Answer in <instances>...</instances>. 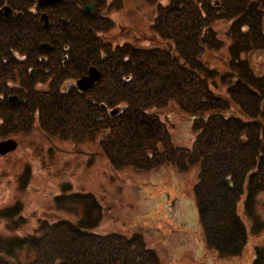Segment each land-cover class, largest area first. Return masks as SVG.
<instances>
[{
  "label": "trees",
  "instance_id": "obj_1",
  "mask_svg": "<svg viewBox=\"0 0 264 264\" xmlns=\"http://www.w3.org/2000/svg\"><path fill=\"white\" fill-rule=\"evenodd\" d=\"M30 1L7 2L14 10L24 8L22 15L15 16L20 18L15 24L16 36L9 40L6 32L1 31L4 48L0 50V79L1 69L6 68L8 48L21 53L25 36L33 34L35 54H39L38 44L47 41L41 31L18 32L24 25L21 17H30L28 7H25ZM92 1L95 11L82 13V6ZM207 1L168 0L166 6L156 5L151 29L161 39L171 41L174 50L168 48V52L158 47L142 48L132 44L129 47L111 46L106 37L95 35V31L103 32L112 26L109 18L96 11L101 9L104 0L65 1L67 14L63 16L75 28H85L84 42L78 45L76 55L74 50L69 57L66 55L63 68L59 67L63 61L57 59L58 69L64 72L69 68L72 74L69 77H78L93 65L100 71V78L82 92L71 84L64 91L60 86L61 107L57 112L50 107L46 91L31 89V94L41 99L39 102L47 112L38 109L37 122L44 130L42 124H50L53 135L75 136L72 127L79 126L80 120L73 117L83 114L84 130L99 135V150L112 167L151 169L170 161L176 169L183 170L187 165H196L192 194L204 248L208 253L215 251L218 256H232L241 252L247 232L255 234L264 228L263 220L253 213L254 198L264 193V76L240 57L251 46L264 49L261 28L264 0H219L223 8L212 9L211 13L204 6ZM223 17L230 23V67L219 72L204 67L202 53L204 47H219L208 22ZM32 21L39 25L34 17ZM2 26H5L4 22ZM65 30L70 32L68 27ZM65 38L67 41L63 43L71 51L74 41ZM81 49L82 53L78 52ZM11 61L18 63L12 56ZM31 63L21 65V77L33 76L26 68ZM202 69L203 77L197 74ZM216 76L219 80L213 88H219L223 94L209 85L208 79L212 81ZM220 84L225 85V89H221ZM6 88V82L0 80V89ZM168 102L193 115V136L188 148L171 143L166 115L162 112ZM30 106L26 104L27 108ZM33 107L36 108V103ZM8 108L7 122L18 124L15 106ZM230 108L233 115L220 114ZM113 109L116 111L110 112ZM71 112L73 115H67L63 123L62 115ZM3 127L0 135L23 130L18 125L4 130L8 127L6 122ZM173 149L177 154H173ZM63 189L64 185V192ZM240 198L248 226L238 213ZM60 199H79L82 215L74 221L63 217L51 222L43 220L34 232L23 235L0 234V264H9L6 256H11L20 247L34 253L28 264H161L140 233L126 236L116 231L96 233L93 230L103 210L97 195L88 191L76 192L57 197V203ZM19 208L18 201L0 207V216H12ZM253 248L255 256L250 264H264V242L254 244Z\"/></svg>",
  "mask_w": 264,
  "mask_h": 264
},
{
  "label": "rangeland",
  "instance_id": "obj_2",
  "mask_svg": "<svg viewBox=\"0 0 264 264\" xmlns=\"http://www.w3.org/2000/svg\"><path fill=\"white\" fill-rule=\"evenodd\" d=\"M157 4L166 6L168 0H122L120 8L108 14L115 26L102 35L110 38L111 45L129 47L132 43H138L141 46H158L168 52V47L172 46L171 41L161 39L151 29ZM204 6L208 7L206 9L210 13L212 9L219 11L223 8L219 0H208ZM40 9L36 10L39 12ZM262 18L264 34V14ZM37 21L39 25L34 31L45 34L48 27L39 19ZM229 24L225 17L213 18L208 22L209 28L219 41V47L203 48L202 59L205 60V68L225 72L228 66L230 67ZM61 26L54 22L51 27ZM63 27H68L72 33V37L66 35L64 40L67 41L65 37H69L74 41L72 46L76 55L78 45L84 42L85 28H75L72 23H66ZM23 30L24 26L18 32L22 34ZM29 31L31 33L30 29ZM74 35L77 38H74ZM38 48H42L40 43ZM245 50L240 57L264 76V49L251 46ZM78 52L82 53V49ZM197 74L203 77L204 69L197 71ZM218 80V76L212 81L208 79L209 85L213 88V85L218 84ZM220 88L225 89V85L220 84ZM213 89L223 94L219 88ZM43 90L47 93L50 107L57 112V108L61 107L60 94L50 86ZM39 100L41 99L37 97L36 115L38 109L47 113ZM0 104L5 107L12 106L9 99L0 101ZM173 105V102L166 105L167 132L172 145L188 148L193 136V115ZM220 114L233 115V110L230 108ZM67 115L72 116L73 112L62 115L63 123L67 120ZM73 118L80 120L79 126L72 127L76 135L71 136L74 137L53 135L50 132L53 129L50 124H42L45 130L40 125L28 130L35 121L32 118H26L17 124L18 128L23 129L20 132L22 134L7 136L14 139L15 146L12 150H7L10 145L4 144L7 153L0 154V207L18 201L20 208L14 210L11 217H0V234L34 232L39 222H51L58 217L78 219L82 215L79 199H60L58 204L56 198L68 194L66 192L81 189L100 195L98 201L103 210L97 226L93 228L96 233L116 231L120 235L129 236L138 232L145 243L154 249L161 264L251 263L255 256L253 245L264 242V228L255 234L247 232L246 242L237 255L218 256L213 250H210L211 253L206 252L208 249L203 245L196 202L192 194V184L196 181V165L190 164L185 166V169L178 170L168 161L153 169H134L129 166L113 168L99 150L96 133L84 130L83 114ZM14 125L16 124L13 123ZM173 152L177 154L175 149ZM238 213L248 226L249 220L247 215L243 214L241 198L238 202ZM253 213L264 223V193H259L254 198ZM33 255L31 249L20 247L15 249L11 256L6 257L10 261L9 264H28Z\"/></svg>",
  "mask_w": 264,
  "mask_h": 264
},
{
  "label": "flooded vegetation",
  "instance_id": "obj_3",
  "mask_svg": "<svg viewBox=\"0 0 264 264\" xmlns=\"http://www.w3.org/2000/svg\"><path fill=\"white\" fill-rule=\"evenodd\" d=\"M67 0H62L58 2H54L51 4H48L46 6H43L40 9V6H37L36 0H31L29 4L25 7L27 8V12L29 13L30 17L22 18L25 30H35L37 26L32 21V17L35 18L37 21L38 16L41 12H44L46 14V19L50 23L49 27L45 30V38L49 41V47L46 50H41V53L35 54V35H29L25 36V42L22 46V52L19 53L16 49L8 48L9 55L6 52V68L1 69V75L2 78L0 80H4L5 82H9L7 87H11L12 89H15L14 95L17 97V99L14 102L15 106V112L16 116H18L17 123L21 121H25L26 118H28V115H32L31 117L35 119L33 125L39 124L36 122L37 116L36 111L37 109L33 107V105L37 102V97H34L31 94V89L34 91H39L38 89H44L47 86H50L52 89L59 91L58 88L61 86L62 91L66 90L68 87L67 85L71 84L72 87L74 86L73 79L76 77H69L72 76L70 73L69 68H67V71L60 72L58 69L57 63L59 62L58 56L62 53H67L68 55L73 51V48L71 51H69V47L64 44V36H71L72 33L67 32L65 30L66 27H51L56 20H59L61 24L68 23V20L66 17L63 16V14H67V3L65 2ZM8 0H0V8L6 7L10 15L7 16L3 13V10L0 11V38L1 37V31H5L7 34V37H9V40H12L16 36V27L15 24L19 21L20 18H16L17 15H22V8L21 10H14L12 9L8 4ZM121 0H119V4L117 6H109L106 0H104V4L101 7V9H96L99 15L105 16L110 14L113 10H117L116 8L120 5ZM59 4V5H58ZM85 5V4H84ZM84 5L81 8V11L83 12ZM59 7L62 10V13L59 14ZM92 10L89 12V14H92L95 11V4H93V1L91 2ZM36 9H40L39 12ZM5 23V26H2V23ZM38 22V21H37ZM114 27V26H113ZM50 28V29H49ZM99 34V37L101 36L100 31H95V35ZM119 34H121V31H119ZM62 40V42H61ZM61 42V44H59ZM2 41L0 40V50L4 48V46L1 44ZM11 46V45H10ZM59 48H61V52L59 53ZM11 56L14 57L16 60H18V63H13L11 61ZM32 61L31 64H28L26 66L27 69H29L30 74L33 75L31 77L26 76H20V72L23 71L22 64L25 62ZM66 61V60H65ZM64 62L59 63V67L63 68ZM17 82V85L15 84ZM61 82V84H60ZM9 87V88H10ZM6 89H0V101L3 102L7 96L5 93ZM26 104H30L31 106L29 108L26 107ZM9 108L5 106H0V118L2 120H6L7 116L6 114L9 112ZM13 126L11 124L9 127ZM8 136V135H7ZM7 136H3V138H6ZM2 138V137H0Z\"/></svg>",
  "mask_w": 264,
  "mask_h": 264
},
{
  "label": "water",
  "instance_id": "obj_4",
  "mask_svg": "<svg viewBox=\"0 0 264 264\" xmlns=\"http://www.w3.org/2000/svg\"><path fill=\"white\" fill-rule=\"evenodd\" d=\"M36 1H37V5L38 6H44V5H47L49 3H54V2L61 1V0H36ZM90 7H91L90 4L89 5H85L83 10L85 12H90ZM1 10H3V13L5 15H7V16L10 15L9 10L6 7H2L0 9V11ZM39 20L44 23L43 24L44 26H46V27L48 26V23L46 22V18H45V14L44 13L40 14ZM98 78H99V72L95 68L89 67L86 70V74L82 75L80 78L75 80V85H76L78 90L82 91V90L86 89L85 87H89ZM1 150H2V148L0 146V151Z\"/></svg>",
  "mask_w": 264,
  "mask_h": 264
}]
</instances>
